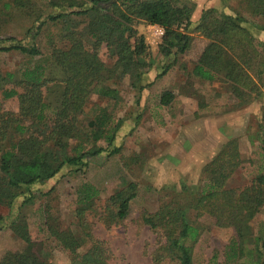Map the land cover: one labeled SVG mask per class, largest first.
I'll return each mask as SVG.
<instances>
[{"label":"trees","instance_id":"obj_1","mask_svg":"<svg viewBox=\"0 0 264 264\" xmlns=\"http://www.w3.org/2000/svg\"><path fill=\"white\" fill-rule=\"evenodd\" d=\"M241 1L248 14L264 19V0ZM33 2L14 0L20 11L33 6ZM49 3L56 7L64 3L67 10L50 13L46 18L35 14L22 37L0 36V53L19 52L28 58L16 73L0 75V204L12 209L15 200L24 197L19 214L9 224L26 242L24 249L7 252L0 264H53L36 249L26 215L21 212L35 197L32 187L59 179L68 171L84 173L90 162L103 153L112 156L121 151L114 145L125 122L114 110L121 98L118 83L128 76L132 88L142 91L146 87V72L151 68L145 59L149 50L145 36L139 34L135 21L142 19L164 29L160 51L175 59L171 64L190 49L193 40L190 35L193 7L188 3L177 4L174 0H49ZM10 5L5 2V9ZM214 13L215 9L204 11L197 26V31L209 37L210 43L192 74L206 81L222 80L236 105L246 106L254 101L253 93L259 89L257 79L264 75L260 55L264 42H256L240 12ZM80 16L87 18L81 21L83 27L75 20ZM62 20L66 25L59 35L61 44L52 45L46 56L38 37L49 22L57 24ZM54 38L50 36L52 41ZM103 46L113 63L107 64L102 59ZM8 79H14V86H3ZM94 93L113 101L112 109L99 106L96 114L87 116L86 106ZM15 96L19 101L18 112L5 110L4 101ZM173 99L172 91H164L160 105L169 106ZM101 141L105 144H100ZM240 164L239 140L230 137L204 166L198 184L189 187L183 183L179 190L174 186L167 188L166 200L160 207L155 212L143 213V223L157 234L154 263L194 264V247L203 233L198 219L205 216L216 226L234 230L224 254L226 264H264V229L255 234L251 224L264 206V175L259 174L245 187H229L227 181ZM99 193L91 183H84L77 190L79 226L92 242L86 252H78L83 242L74 230L60 229L47 220L49 231L69 254L71 264H112L109 247L89 231L86 218ZM137 195L138 183L128 181L106 200L101 219L105 214L115 224L123 221Z\"/></svg>","mask_w":264,"mask_h":264},{"label":"rangeland","instance_id":"obj_2","mask_svg":"<svg viewBox=\"0 0 264 264\" xmlns=\"http://www.w3.org/2000/svg\"><path fill=\"white\" fill-rule=\"evenodd\" d=\"M33 1V6L20 11L14 0H0V9L4 11L0 14V36L22 37L36 15L46 18L50 13L67 10L64 3L56 7L49 0ZM174 1L193 7L191 47L171 64L175 59L165 57L160 51L164 37L158 28L160 26L142 19L135 21L139 34L145 36L149 48L145 59L151 63V68L146 72V87L142 91L132 88L128 76L118 83L121 98L114 110L117 117L125 118V122L114 145L121 151L112 156L103 153L90 162L84 173L68 171L59 179L33 186L34 199L21 209L26 215L30 235L37 244L36 249L53 264H71V258L49 231L47 220L60 229L75 231L83 242L79 253L86 252L92 244L81 232L76 213L77 190L84 183H91L99 189L96 204L87 211L86 218L89 231L109 247L111 263L156 264L152 256L156 254L157 234L143 223L142 215L146 211L155 212L160 207L166 200L167 188L174 186L179 190L183 183L189 187L198 184L204 166L230 137L239 140L241 164L228 179V186L245 187L259 174L264 175V75L261 80L257 79L259 89L253 93L254 101L240 107L222 80L206 81L192 74L195 63L210 43L209 37L197 31L204 11L215 9L213 15L240 12L246 17L245 24L258 44L264 42V19L248 14L241 0ZM5 2L10 3V7L5 9ZM83 19L85 22L87 18H75L77 22ZM64 22H49L38 37L44 55L50 53L52 45L61 44L59 35L66 25ZM84 22L80 26L83 27ZM50 36L55 37L54 41ZM259 49L262 50L261 44ZM100 55L107 64L113 63L105 46ZM260 55L264 60V52ZM24 61L28 58L22 53H0V75L16 73ZM169 65L167 72L160 75ZM14 84V79H8L3 86L10 88ZM164 91L174 93L169 106L160 105ZM3 104L5 110H19L17 96ZM112 104L113 101L94 93L86 106L87 116L96 114L99 106H111L112 109ZM100 144L105 143L101 141ZM128 181L138 183V195L131 201L128 216L116 224L105 214L101 219V209L106 200ZM23 200V196L17 198L12 209L0 204V260L7 252L20 251L26 246L9 224L11 218L19 214ZM191 216L194 219L193 213ZM198 221L203 226V233L194 247V264H226L224 254L234 237L233 228L216 226L205 216ZM251 224L255 234L262 233L264 206Z\"/></svg>","mask_w":264,"mask_h":264},{"label":"built area","instance_id":"obj_3","mask_svg":"<svg viewBox=\"0 0 264 264\" xmlns=\"http://www.w3.org/2000/svg\"><path fill=\"white\" fill-rule=\"evenodd\" d=\"M161 33H164V29L160 26L158 27Z\"/></svg>","mask_w":264,"mask_h":264}]
</instances>
